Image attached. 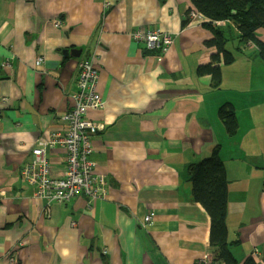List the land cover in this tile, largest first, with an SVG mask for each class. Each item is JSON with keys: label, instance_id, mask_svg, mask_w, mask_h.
<instances>
[{"label": "crops", "instance_id": "0c3cea01", "mask_svg": "<svg viewBox=\"0 0 264 264\" xmlns=\"http://www.w3.org/2000/svg\"><path fill=\"white\" fill-rule=\"evenodd\" d=\"M104 1L0 0V264H197L213 257L212 219L194 198L189 168L217 148L228 180L229 250L240 264L254 252L264 264L260 49L244 45L234 22L220 21L235 55L226 64L216 31L189 18L191 0H111L106 12ZM138 28L170 32L174 42L166 53L148 50L131 37ZM257 37L264 43V27ZM91 55L105 105L87 117L103 124L93 158L108 193L92 206L83 194L54 202L47 214L21 169L39 140L66 130L80 62ZM204 66L219 70L218 85ZM227 103L238 123L233 134L219 114ZM47 155L52 174L61 175L66 149Z\"/></svg>", "mask_w": 264, "mask_h": 264}, {"label": "built area", "instance_id": "2783aa9c", "mask_svg": "<svg viewBox=\"0 0 264 264\" xmlns=\"http://www.w3.org/2000/svg\"><path fill=\"white\" fill-rule=\"evenodd\" d=\"M112 7L111 0L104 1V11ZM191 20H206L202 12L192 6L189 9ZM65 22L57 20L55 25L61 27ZM134 41L143 43L148 50H157L162 53L168 52L174 42L170 32L159 28L147 30L135 29L131 32ZM99 70L94 64V55L80 62L78 74V92L73 94L74 107L63 116L67 128L63 132L53 133L47 140H39L37 147L32 151L29 161L21 169V177L31 185L37 187L36 195L45 200L46 213H50L52 203H68L78 195L88 198L89 206L97 200L106 197L107 176L97 172V162L93 158L94 136L103 129V124L87 117L90 109H101L105 102L102 95L97 91ZM66 149V165L59 176L52 174V163L47 155V149L52 147ZM154 213H149L144 218L145 224L150 222ZM23 240L21 243H24ZM104 254L108 253L105 249ZM253 258L258 253L254 252ZM197 264H226L216 263L211 255H204Z\"/></svg>", "mask_w": 264, "mask_h": 264}, {"label": "trees", "instance_id": "16d2710c", "mask_svg": "<svg viewBox=\"0 0 264 264\" xmlns=\"http://www.w3.org/2000/svg\"><path fill=\"white\" fill-rule=\"evenodd\" d=\"M205 17L208 26L216 31L213 43L223 53L226 64L233 63L235 55L225 48L223 30L216 27L222 21L234 22L238 28L240 39L245 44H253L264 56V43L257 37V30L264 27V0H191ZM220 52V53H221ZM202 67H200L201 69ZM205 72H213L216 85L219 83V70L204 66ZM222 121L228 132L235 133L238 127L233 106L224 104L219 109ZM190 180L193 182L194 198L203 204L212 219L211 246L216 263L240 264L228 247V180L226 169L219 157L218 148L210 158L194 163L189 168ZM242 264H257L249 257Z\"/></svg>", "mask_w": 264, "mask_h": 264}, {"label": "water", "instance_id": "95a60500", "mask_svg": "<svg viewBox=\"0 0 264 264\" xmlns=\"http://www.w3.org/2000/svg\"><path fill=\"white\" fill-rule=\"evenodd\" d=\"M67 51L68 50H66L65 52L68 53ZM71 54H74V55L77 54L78 55V54H80V50H71Z\"/></svg>", "mask_w": 264, "mask_h": 264}, {"label": "rangeland", "instance_id": "374dc122", "mask_svg": "<svg viewBox=\"0 0 264 264\" xmlns=\"http://www.w3.org/2000/svg\"><path fill=\"white\" fill-rule=\"evenodd\" d=\"M227 129V128H226Z\"/></svg>", "mask_w": 264, "mask_h": 264}]
</instances>
